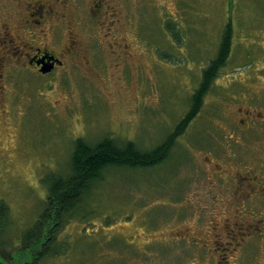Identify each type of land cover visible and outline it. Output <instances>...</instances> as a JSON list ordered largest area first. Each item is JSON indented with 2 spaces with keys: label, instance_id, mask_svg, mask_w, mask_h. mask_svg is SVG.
Masks as SVG:
<instances>
[{
  "label": "rangeland",
  "instance_id": "1",
  "mask_svg": "<svg viewBox=\"0 0 264 264\" xmlns=\"http://www.w3.org/2000/svg\"><path fill=\"white\" fill-rule=\"evenodd\" d=\"M105 1L95 20L86 11L88 1L73 2L71 42L69 29L53 17V28L13 30L28 41L43 36L51 51L60 54L61 64L44 74L27 64L26 52H15L6 43L0 26V200L8 207L0 243L12 253L8 264L201 261L198 245L175 233L204 224L191 203L197 164L203 151L218 156L226 148L230 151L224 147L226 129L236 108L222 109L228 92L242 89L238 78L263 74L264 0ZM8 9L9 3L5 7L0 0V22ZM110 10H115L114 18L107 14ZM229 20L233 33L226 65L168 157L153 168L105 170L83 199L89 209L71 218L58 234L56 244L65 245L64 253L41 259L45 235L22 250V233L43 208L44 180L70 173L73 142L81 138L94 145L109 136L142 151L159 145L188 111L202 69L216 57ZM227 77L235 84L226 89ZM260 146L256 155L250 145L243 156L238 148L227 154L255 167ZM135 232L136 242L131 243ZM233 262L264 264V242H248Z\"/></svg>",
  "mask_w": 264,
  "mask_h": 264
},
{
  "label": "flooded vegetation",
  "instance_id": "2",
  "mask_svg": "<svg viewBox=\"0 0 264 264\" xmlns=\"http://www.w3.org/2000/svg\"><path fill=\"white\" fill-rule=\"evenodd\" d=\"M3 1L5 7L9 3V9L3 12L6 17L0 22L6 43L16 49L15 52H26L27 64L33 66L37 73L41 74L43 65L50 66L51 70L60 65V54L58 56L51 51L43 36L28 41L24 33L13 30L43 31L53 28V17L69 29L71 42L74 38L72 10H76V6H72L75 0ZM82 1H88L86 11L94 16V20L100 17L103 5L107 3L105 0ZM107 14L113 18L117 15L115 10ZM14 35L20 39V44H14ZM70 49H73L72 44ZM29 51L32 52L27 54ZM262 73L238 78L242 89L228 92V99L222 105V109H229V112L230 108H236V117L226 129L228 134L224 147H229L230 151L238 148V156H243L244 148L250 145L256 155V147L262 143L257 152V161L260 160L257 166L248 165L247 160L243 159L240 160L242 163H237L233 156L227 154L230 152L227 148L226 154L221 156L209 151L201 152V160L197 164L199 178L191 203L193 209L198 211L199 218H204V224L186 226L182 233H175V236L198 245L199 264H236L233 257L248 242H264V94L257 92L258 86L264 90V69ZM227 78L223 82L226 89L235 84L231 83L234 80ZM184 206L190 208L191 204L184 201ZM135 236H138V232L130 237L131 243L136 242L133 241L136 240Z\"/></svg>",
  "mask_w": 264,
  "mask_h": 264
},
{
  "label": "trees",
  "instance_id": "3",
  "mask_svg": "<svg viewBox=\"0 0 264 264\" xmlns=\"http://www.w3.org/2000/svg\"><path fill=\"white\" fill-rule=\"evenodd\" d=\"M232 33L229 20L223 29L216 57L202 69L201 79L189 99L188 111L159 145L149 151H142L130 141L121 143L109 136L94 145L88 144L81 138L73 142L70 173L65 176L57 175L54 176L55 178L45 179V183L42 179L47 187V194L43 201L42 211L35 222L22 233V250L28 251L31 242L37 241V238L45 235V241L43 244L40 243L41 247L39 248L41 259L49 254L58 255L61 251L64 253L63 250L67 249L65 245L59 247L56 244L58 243V234L65 225L69 224L71 218L81 216L89 209L83 199L94 182H101L102 173L105 170L110 168H153L168 157L175 138L184 133L191 121L198 115L206 95L210 93L219 78L220 70L226 65L232 47ZM91 211L90 209L89 212L91 213ZM86 216L83 215L82 218ZM7 219L8 207L0 200V236L7 226ZM11 256L12 253L1 247L0 243V264H8ZM38 257L34 259L37 260ZM22 264L31 263L22 262Z\"/></svg>",
  "mask_w": 264,
  "mask_h": 264
},
{
  "label": "water",
  "instance_id": "4",
  "mask_svg": "<svg viewBox=\"0 0 264 264\" xmlns=\"http://www.w3.org/2000/svg\"><path fill=\"white\" fill-rule=\"evenodd\" d=\"M50 66L48 65H43L41 68H40V72L42 73H45V72H48L50 70Z\"/></svg>",
  "mask_w": 264,
  "mask_h": 264
}]
</instances>
